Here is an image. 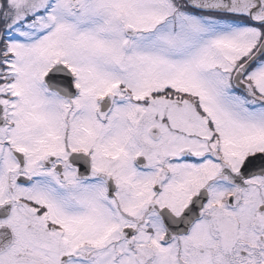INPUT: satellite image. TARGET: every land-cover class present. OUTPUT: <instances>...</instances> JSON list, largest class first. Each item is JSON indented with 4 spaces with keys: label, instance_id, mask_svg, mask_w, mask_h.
I'll return each instance as SVG.
<instances>
[{
    "label": "snow or ice",
    "instance_id": "snow-or-ice-1",
    "mask_svg": "<svg viewBox=\"0 0 264 264\" xmlns=\"http://www.w3.org/2000/svg\"><path fill=\"white\" fill-rule=\"evenodd\" d=\"M0 264H264V0H0Z\"/></svg>",
    "mask_w": 264,
    "mask_h": 264
}]
</instances>
